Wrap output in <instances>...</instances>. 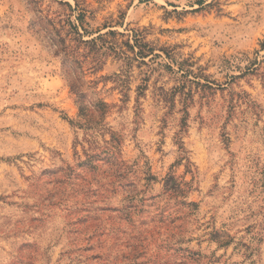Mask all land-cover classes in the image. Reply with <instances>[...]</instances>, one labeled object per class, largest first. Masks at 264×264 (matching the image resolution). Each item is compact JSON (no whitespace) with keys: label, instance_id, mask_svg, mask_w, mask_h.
Here are the masks:
<instances>
[{"label":"rangeland","instance_id":"374dc122","mask_svg":"<svg viewBox=\"0 0 264 264\" xmlns=\"http://www.w3.org/2000/svg\"><path fill=\"white\" fill-rule=\"evenodd\" d=\"M200 1L0 0V264H264V0Z\"/></svg>","mask_w":264,"mask_h":264},{"label":"trees","instance_id":"16d2710c","mask_svg":"<svg viewBox=\"0 0 264 264\" xmlns=\"http://www.w3.org/2000/svg\"><path fill=\"white\" fill-rule=\"evenodd\" d=\"M75 1V9L79 10V15H78V19L81 21V23H83V19L85 16V9L84 7H82V4L85 3V0H74ZM205 0H201L200 3L203 4ZM69 6H71L70 4H68Z\"/></svg>","mask_w":264,"mask_h":264}]
</instances>
